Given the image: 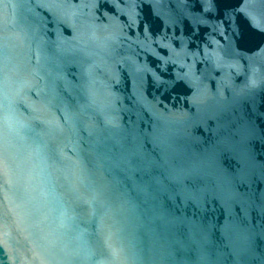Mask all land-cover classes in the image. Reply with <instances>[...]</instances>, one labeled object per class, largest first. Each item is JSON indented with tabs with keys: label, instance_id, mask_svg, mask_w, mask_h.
I'll return each instance as SVG.
<instances>
[{
	"label": "water",
	"instance_id": "95a60500",
	"mask_svg": "<svg viewBox=\"0 0 264 264\" xmlns=\"http://www.w3.org/2000/svg\"><path fill=\"white\" fill-rule=\"evenodd\" d=\"M0 264H264V0H0Z\"/></svg>",
	"mask_w": 264,
	"mask_h": 264
}]
</instances>
